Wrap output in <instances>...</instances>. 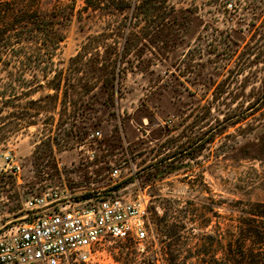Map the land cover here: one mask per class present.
<instances>
[{
  "label": "rangeland",
  "instance_id": "1",
  "mask_svg": "<svg viewBox=\"0 0 264 264\" xmlns=\"http://www.w3.org/2000/svg\"><path fill=\"white\" fill-rule=\"evenodd\" d=\"M169 2L175 23L164 27L163 41L126 59L114 103L97 91L94 109L74 121L62 123L59 106L55 119L43 109L28 127L12 117L2 123L0 229L24 217L30 196L49 189L77 198L141 189L151 196L149 239L107 242L102 264H168L163 240L177 242V234L167 238L161 229L176 232L184 220L190 244L199 235L225 240L264 203V0ZM58 3L75 8L55 58L65 66L108 17H79L84 0H42V7Z\"/></svg>",
  "mask_w": 264,
  "mask_h": 264
},
{
  "label": "trees",
  "instance_id": "2",
  "mask_svg": "<svg viewBox=\"0 0 264 264\" xmlns=\"http://www.w3.org/2000/svg\"><path fill=\"white\" fill-rule=\"evenodd\" d=\"M91 11L108 17L103 30L88 36L77 54L60 66L55 58L65 40L62 29L75 14L74 6L58 3L47 11L42 0H0L1 131L10 117L23 121L25 127L35 124L33 119L44 110L55 119L59 106V120L74 121L94 109L97 91L106 94V102L114 103L126 59L133 53L141 56L148 43L163 41L164 27L175 23L169 0H84L77 13L82 17ZM21 105L24 111L19 116ZM245 214L249 216H243L225 240L210 234L203 241L199 235L190 244L182 234L184 220L177 221L176 232L161 229L167 238L177 234V242L163 240L168 264H264V203L254 204ZM219 251L223 256H218Z\"/></svg>",
  "mask_w": 264,
  "mask_h": 264
},
{
  "label": "built area",
  "instance_id": "3",
  "mask_svg": "<svg viewBox=\"0 0 264 264\" xmlns=\"http://www.w3.org/2000/svg\"><path fill=\"white\" fill-rule=\"evenodd\" d=\"M97 135L100 132L91 137ZM4 158L7 163L13 160L10 155ZM12 169L20 172L21 166L14 162ZM119 171L114 168L111 176L118 177ZM103 194L93 191L77 198L68 189H49L30 196L24 217L0 229V264H102L107 242L147 241L150 194L141 189ZM152 263L157 264L154 259Z\"/></svg>",
  "mask_w": 264,
  "mask_h": 264
}]
</instances>
